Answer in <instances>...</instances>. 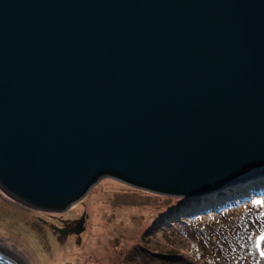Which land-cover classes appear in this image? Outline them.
<instances>
[{
  "label": "water",
  "instance_id": "water-1",
  "mask_svg": "<svg viewBox=\"0 0 264 264\" xmlns=\"http://www.w3.org/2000/svg\"><path fill=\"white\" fill-rule=\"evenodd\" d=\"M258 176L264 0H0L12 198L63 212L106 177L199 196ZM0 264L24 263L0 247Z\"/></svg>",
  "mask_w": 264,
  "mask_h": 264
},
{
  "label": "rangeland",
  "instance_id": "rangeland-1",
  "mask_svg": "<svg viewBox=\"0 0 264 264\" xmlns=\"http://www.w3.org/2000/svg\"><path fill=\"white\" fill-rule=\"evenodd\" d=\"M229 188L240 200L224 207L221 197ZM200 208L198 224L193 216L185 222L195 227H176L177 217ZM83 214L81 234L61 236L54 228L73 226ZM0 244L31 264H162V255L168 259L163 264H264V177L199 196L157 193L106 177L63 212L25 206L0 187Z\"/></svg>",
  "mask_w": 264,
  "mask_h": 264
},
{
  "label": "trees",
  "instance_id": "trees-1",
  "mask_svg": "<svg viewBox=\"0 0 264 264\" xmlns=\"http://www.w3.org/2000/svg\"><path fill=\"white\" fill-rule=\"evenodd\" d=\"M240 185V187H242L244 190H246V188L244 187V184H239ZM246 186V185H245ZM227 191H228V194L227 195H222V197H221V203H222V206H227V205H232V204H234L235 202H237V201H239L240 200V196H239V194H237L236 192H233V189H231V188H229V189H227ZM249 192H251V191H249ZM230 196H232V198L233 199H231V198H229ZM214 208H217V204H220V203H210ZM208 208H212V207H208ZM187 209H190V207H188ZM201 209V211H198V213H195L194 211H191V212H189V214L186 216V218L185 217H182L181 219H178V217H177V219H176V223H174L175 225H176V227H180V226H190L191 228H193V227H195L200 221L199 220H201L202 218H203V209L202 208H200ZM211 211V210H210ZM180 212H183V211H180ZM197 214H199V217H196L197 216ZM194 217V219L196 220L195 222H197V224H195V223H185L186 222V220L189 218V217ZM225 217H228V216H226L225 215ZM205 220H207V221H211V219L210 220H208L207 218H205ZM244 235H246V236H248V238H249V236L251 235L250 233H249V231H245V233H244ZM161 256V255H160ZM162 257H163V263H167V258L165 257V255H162ZM169 257H172V256H169ZM162 263V264H163Z\"/></svg>",
  "mask_w": 264,
  "mask_h": 264
},
{
  "label": "bare ground",
  "instance_id": "bare-ground-1",
  "mask_svg": "<svg viewBox=\"0 0 264 264\" xmlns=\"http://www.w3.org/2000/svg\"><path fill=\"white\" fill-rule=\"evenodd\" d=\"M244 182V181H243ZM241 183V182H240ZM96 209H99V207H97ZM97 215H98V217H99V214H98V212H97ZM103 218V217H102ZM99 219H100V217H99ZM2 243H4V242H2ZM5 245L4 244H0V247H2V248H4V249H6V250H8V251H10V252H12L16 257H18L24 264H31V262L29 261V259L28 258H25L24 256H22L18 251H16L15 249H9L8 247H4ZM7 246V245H6ZM74 251L75 252H73V253H76L77 252V248L76 249H74Z\"/></svg>",
  "mask_w": 264,
  "mask_h": 264
},
{
  "label": "snow or ice",
  "instance_id": "snow-or-ice-1",
  "mask_svg": "<svg viewBox=\"0 0 264 264\" xmlns=\"http://www.w3.org/2000/svg\"><path fill=\"white\" fill-rule=\"evenodd\" d=\"M261 255H264V253H261Z\"/></svg>",
  "mask_w": 264,
  "mask_h": 264
}]
</instances>
